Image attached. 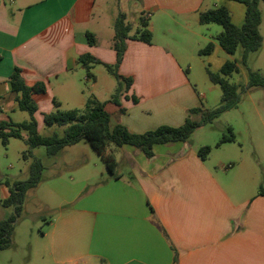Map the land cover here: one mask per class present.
I'll return each mask as SVG.
<instances>
[{"label": "crops", "instance_id": "1", "mask_svg": "<svg viewBox=\"0 0 264 264\" xmlns=\"http://www.w3.org/2000/svg\"><path fill=\"white\" fill-rule=\"evenodd\" d=\"M107 3L0 0V122H23L9 115L21 111L9 84L15 69L28 85L45 86V95L33 96L36 120L42 106L46 112L54 110L53 101L61 110H73L82 109L91 95L100 102L111 99L115 92L99 64L92 65L95 79L91 80L78 61L80 55L90 54L104 64H115L114 33L106 43L99 39L104 35L101 30L108 33L113 28ZM117 3L121 10L116 14L115 5L111 18L123 13L133 30L143 17L152 40L150 44L126 41L118 73L132 83L127 91L123 85L120 106L106 105L111 126L119 123L134 134L181 126L188 110L206 109L204 96L189 79L190 60L198 57L202 62L199 50L209 42L214 48L205 56L214 70L229 60L214 40L221 30L200 24L199 14L223 6L239 26L246 7L233 0ZM92 19L99 26L89 32L96 45L86 39V25ZM200 147L188 141L155 145L154 156L147 159L124 145L110 151L118 177L109 174L89 192H84L85 183L74 185L61 177L51 180L45 207L57 214L41 233L36 264H264V195L258 193L264 187V162L260 157L247 159L241 148L242 157L210 163L209 157L205 161L198 157ZM8 196L5 186L3 199ZM13 247L14 242L8 249Z\"/></svg>", "mask_w": 264, "mask_h": 264}, {"label": "trees", "instance_id": "2", "mask_svg": "<svg viewBox=\"0 0 264 264\" xmlns=\"http://www.w3.org/2000/svg\"><path fill=\"white\" fill-rule=\"evenodd\" d=\"M242 3L246 7L245 18L241 25L232 23L229 11L223 7H217L201 12L199 14V22L202 25L215 24L221 27V31L215 36L214 40L219 44L222 50L233 55L238 47H242V62L246 63L250 53L259 50L263 44V36L260 32L262 21L260 4H264V0H233ZM126 17L120 13L114 22V36L112 47L116 53V62L113 66L98 61L90 54H83L78 57V61L86 70V77L94 80V75L90 72L92 65H102L108 73L114 76L117 82V88L108 102H100L93 95L86 99L82 109H73L57 111L44 115L43 123L46 126L63 127V135L53 133L50 136H42L39 133L38 123L34 117L37 106L33 101L35 95H45V86L41 83L28 85L19 69L11 74L9 84L11 91L16 93L18 109L29 114V120L20 123L12 121L0 122V143L7 146L11 139L24 140L28 145V150L22 155L24 160L33 157V150L38 147H45L49 156H55L65 147H70L79 143L82 139L88 140L92 149L105 163L110 175L116 176L117 162L114 155L109 151L112 144L117 148L124 145L131 146L142 152L147 159L154 156L153 147L174 142H185L195 132L196 129L214 122L225 112L234 109L240 102V87L228 82L227 78L238 72V66L234 61L227 60L218 73H212L207 70L210 82L218 85L221 89V104L212 109L194 108L187 111L185 122L179 127L160 126L152 131L142 134L131 133L125 126L117 123L111 126V115L106 110L108 103L120 106L119 96L125 84L127 91L132 83L131 78H126L118 73V67L123 59L126 51L127 40H137L150 44L152 34L147 28V20L143 17L140 19L139 27L131 34L132 28L126 23ZM88 44L94 45L95 37L91 33H86ZM214 45L209 42L203 49L199 50V55H209L213 51ZM253 87H264V77L258 72H249L248 84L241 91L251 89ZM132 101L137 103V99L132 97ZM57 108L58 103L53 101ZM125 110L120 109L123 113ZM194 117H198L195 119ZM26 132L24 139L22 133ZM227 135H223L216 147L225 143L235 141L232 129L227 128ZM211 152L210 146H201L197 155L205 161ZM42 165L38 159H33L29 167V177L26 181L5 184L8 188L9 196L1 200L3 207L13 208V214L6 219L0 220V251L6 250L13 245L14 227L18 221L20 212L24 205L25 194L29 189L36 188L41 179ZM258 193L264 195V187L260 186Z\"/></svg>", "mask_w": 264, "mask_h": 264}, {"label": "rangeland", "instance_id": "3", "mask_svg": "<svg viewBox=\"0 0 264 264\" xmlns=\"http://www.w3.org/2000/svg\"><path fill=\"white\" fill-rule=\"evenodd\" d=\"M119 0H108L106 11L108 12L111 25L113 26L116 18H111L110 14L116 5V14L121 10L119 8ZM262 16L260 32L263 36V44L259 50L250 53L246 63L242 62V47H238L233 55H228L229 60L234 61L238 66V72L227 78L228 82L240 87V102L238 106L231 109L214 122L199 127L193 135L187 140L190 144L200 146H210L209 154L210 163L217 159L235 160L242 157L240 150H246L245 156L249 160H256L258 157L264 162V87H253L248 90L241 91L248 84L249 72H258L264 77V4L259 6ZM98 15L96 14L95 17ZM97 19L90 20L86 27L88 32L98 31L99 26ZM110 25V27H111ZM210 25V24H209ZM211 28L221 30L218 25H210ZM133 30L136 27L133 26ZM107 33L106 30H101L104 34L100 36V42L106 43L113 36L114 29ZM215 35L216 32H213ZM97 39V38H96ZM94 45H96L94 43ZM206 46L202 45L204 48ZM223 55V54H222ZM214 55V60H218ZM203 61H199L198 57H193L190 60V75L189 79L196 92L203 95V106L212 110L221 104V89L218 85L210 82L207 70L212 73H218L214 70L213 62L207 61V56L200 57ZM187 69V66H183ZM98 70L101 71L106 78L109 79V87L112 93L115 92L117 83L112 79L102 65H98ZM92 72V71H91ZM95 74L94 72H92ZM108 82L105 81V84ZM45 107H41L37 114L39 123V133L42 136H50L53 133L58 136L63 135V127L46 126L43 123V117L46 114L55 111H65L59 108H54L52 112H46ZM10 117L17 121L29 120V114L23 111H17L15 114H9ZM198 119V117H194ZM36 120V121H37ZM231 128L235 141L227 145H221L220 149H216L215 145L220 141L223 135H227V128ZM27 136L26 132L22 133ZM109 151H118L114 145L109 146ZM28 150V145L24 140L11 139L7 146L0 143V200L3 199L5 181L10 184L14 182L26 181L29 177V167L33 159H38L42 165L41 179L36 188L29 189L24 198V205L20 212L18 221L14 227L13 242L14 247L0 253V264H36L35 250L39 242H41V233L47 231V221L53 219L57 214L54 209H48L45 204L50 202L49 183L56 177H61L63 180L71 184L85 183L87 184L84 192H89L92 187L101 183L108 178L109 172L105 163L92 149L88 140L82 139L76 145L65 147L60 150L57 155L49 156L45 147H38L33 150V157L24 160L22 155ZM118 154V153H117ZM116 154V155H117ZM124 177H127L126 170ZM72 178V180H71ZM7 188V186H6ZM8 189V188H7ZM13 214V208L3 207L0 204V219H6Z\"/></svg>", "mask_w": 264, "mask_h": 264}]
</instances>
